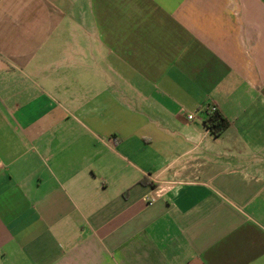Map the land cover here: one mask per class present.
Here are the masks:
<instances>
[{"label":"crops","instance_id":"obj_1","mask_svg":"<svg viewBox=\"0 0 264 264\" xmlns=\"http://www.w3.org/2000/svg\"><path fill=\"white\" fill-rule=\"evenodd\" d=\"M0 264H264V0H0Z\"/></svg>","mask_w":264,"mask_h":264},{"label":"trees","instance_id":"obj_2","mask_svg":"<svg viewBox=\"0 0 264 264\" xmlns=\"http://www.w3.org/2000/svg\"><path fill=\"white\" fill-rule=\"evenodd\" d=\"M204 125L214 136L220 135L227 128L226 121L218 111H206Z\"/></svg>","mask_w":264,"mask_h":264},{"label":"built area","instance_id":"obj_3","mask_svg":"<svg viewBox=\"0 0 264 264\" xmlns=\"http://www.w3.org/2000/svg\"><path fill=\"white\" fill-rule=\"evenodd\" d=\"M207 111L209 112L217 111V107L215 105H211ZM187 117H188V120H192L193 115L189 114ZM166 190H167V187L165 185H158L154 187L149 192V194L146 197H144V202L147 205H152L166 193Z\"/></svg>","mask_w":264,"mask_h":264}]
</instances>
